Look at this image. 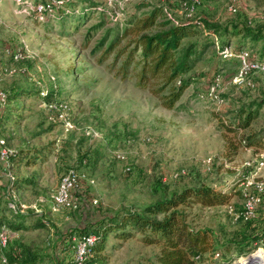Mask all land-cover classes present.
Returning <instances> with one entry per match:
<instances>
[{
  "label": "rangeland",
  "instance_id": "rangeland-1",
  "mask_svg": "<svg viewBox=\"0 0 264 264\" xmlns=\"http://www.w3.org/2000/svg\"><path fill=\"white\" fill-rule=\"evenodd\" d=\"M71 1L74 11L70 8L63 18L54 12L39 21L33 11L35 0H0V64L14 68L0 79V91L10 96L13 87L30 89L18 101L23 106L17 112H11L14 102L7 100L0 114L4 119L0 137L14 152L41 153L31 158L33 162L17 158L9 162L17 180L16 187L11 184L13 198L28 206L21 216L8 211L12 196L0 169V201L5 209L0 231L9 237L7 246L0 247V264H16L2 257L19 254L24 246L37 255V264H70L73 236L91 231L104 216L121 209L141 210L163 194L200 184L231 195L225 205L180 208L194 230L210 233V247L201 261L235 264L264 250V204L252 219L232 216L242 208L243 183L254 179L257 169H264L258 164L264 147H241L229 153L230 140L264 133V73L249 70L239 77L242 51L254 61L263 60L264 53L260 46H240L237 38L229 39L222 49L223 38L211 30L231 21L264 26V0ZM153 7L161 8L173 22L197 23L209 39L202 58L183 76L195 78L170 109L149 88L137 84V58L124 66L132 47L127 46L130 36H123L124 28L131 18ZM17 50L23 54L18 62L9 54ZM249 108L257 111L249 126L227 133L223 124L236 121L240 111ZM93 129L99 131V138L89 133ZM71 168L94 183L85 179L79 183L76 210L53 212L52 194ZM93 199L97 204H92ZM21 221L22 226H16ZM139 237L118 249L108 243L106 255H97L98 264H156L159 246L144 245ZM215 252L221 259L213 258ZM90 257L83 264H90Z\"/></svg>",
  "mask_w": 264,
  "mask_h": 264
},
{
  "label": "trees",
  "instance_id": "trees-1",
  "mask_svg": "<svg viewBox=\"0 0 264 264\" xmlns=\"http://www.w3.org/2000/svg\"><path fill=\"white\" fill-rule=\"evenodd\" d=\"M61 1L62 3L55 7L58 19L68 14L70 8L72 10L74 8L73 1ZM85 11L86 9L82 7V12ZM211 30L223 38L222 49L224 45L229 44V39L237 38L240 46L246 44H251L252 47L260 46L261 53H264V26L250 27L244 21H231L224 26H211ZM123 36H130L127 46H132L126 56L124 66L128 67L137 58L134 63V68L137 70V84L149 88L163 107L173 108L183 90L195 78L190 75L184 79L183 76L189 74L202 58L209 42L208 36L202 33L195 22H173L166 18L159 7H153L143 16L131 18L124 28ZM178 78L179 81L176 84L175 81ZM152 85L156 87H152ZM29 92L30 89L18 86L11 89L10 96L5 92L7 100L14 102L13 106L15 107H12L11 110L15 111L11 112L22 109L23 103H18V101L26 97ZM256 114L257 111H253L251 108L249 110L242 109L240 116L236 117V121L231 120L224 123L223 128L227 133H237L238 130L247 128L256 118ZM251 146L264 147L263 131L243 135L237 142L230 140L229 153L235 154L238 148ZM34 156L39 157L41 153L35 149H30L25 153L15 151L10 157V162L14 158H17L19 162H33L31 158ZM16 181L15 178L13 184L15 187L17 186ZM230 197L231 195L227 191L216 189L211 185L200 184L185 187L179 192L163 194L160 199L143 206L141 210L121 209L112 215L104 216L92 225L91 231L83 234H95L97 237V241L91 248V257L88 262L98 264L97 255L99 257L100 253L106 255L108 243L118 249L123 242L138 234L139 240L144 245L159 246V252L155 256L156 264H201L194 257L208 250L210 233L205 229L194 230L180 208L193 204L203 207L225 205L229 203ZM4 211L3 202L0 201V226L4 223L2 222ZM8 211L16 217L23 215L13 213L9 208ZM20 223L22 221L16 223V226H22ZM109 238L112 241H109ZM261 241H263L262 238L256 239L255 243ZM247 250L250 252V249ZM243 251H246L245 248L239 252ZM11 253H7L5 256L10 263H38L37 255L33 254L27 246H24L19 254Z\"/></svg>",
  "mask_w": 264,
  "mask_h": 264
},
{
  "label": "built area",
  "instance_id": "built-area-1",
  "mask_svg": "<svg viewBox=\"0 0 264 264\" xmlns=\"http://www.w3.org/2000/svg\"><path fill=\"white\" fill-rule=\"evenodd\" d=\"M22 0H16V2H20ZM111 1V0H107ZM62 3L61 0H51V1H35L33 3V11L35 13V17L37 20L44 21L47 19V13L53 15L55 12V7L59 6ZM193 3H198L197 0H193ZM7 50V49H6ZM7 52H9L7 50ZM12 59L16 62L20 61L23 58V54L21 51L17 50L15 52L9 53ZM227 55L228 53H224ZM240 62L241 67L239 70V77H244L249 70L264 73V59L261 61H254L248 58V52L242 51L240 54ZM14 72V68H7L0 64V79L6 75ZM7 103V95L4 91H0V114ZM63 108H67L66 105H60ZM60 117L65 121L64 113L60 114ZM68 127H72L69 121H65ZM89 133L92 134L94 138H99L100 133L97 130H90ZM14 153V151L9 148L6 144V141L0 137V169L5 171V175L8 179L7 192H10L12 199H10L8 203V208L13 213L23 214L26 212L28 208L27 204L21 201L14 199V195L11 193L12 187L11 184L14 182L15 177L13 176L10 167V157ZM259 168L264 166V153L262 159L259 161ZM264 170V169H263ZM257 169L253 178L251 180H246L243 184V189L245 190V198L242 204V208L239 211L232 212V216L234 220L242 219L249 220L256 216L258 208L264 204V176L262 175V171ZM259 172V173H258ZM258 173V174H257ZM260 174V175H259ZM86 180L89 184H93V179H87V177L81 173L79 170L71 168L65 174L62 175L56 190L52 194V199L50 203L51 211L55 212L61 208H65L67 210H75L77 208V203L75 202V190L79 183L82 180ZM97 199L92 200V204H97ZM9 237L5 231H0V247H6L8 243ZM73 240L75 241V250L71 258L70 264H83L84 260L87 258L88 254H91V248L94 246L97 241V237L95 234H87L82 235L78 238L73 236ZM213 258L221 259L220 253L215 252ZM195 260H198L201 264H213L210 261H201V255H196L194 257ZM3 261H6L5 257H2Z\"/></svg>",
  "mask_w": 264,
  "mask_h": 264
},
{
  "label": "bare ground",
  "instance_id": "bare-ground-1",
  "mask_svg": "<svg viewBox=\"0 0 264 264\" xmlns=\"http://www.w3.org/2000/svg\"><path fill=\"white\" fill-rule=\"evenodd\" d=\"M235 264H264V250H258L247 257H242Z\"/></svg>",
  "mask_w": 264,
  "mask_h": 264
}]
</instances>
